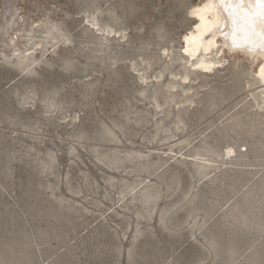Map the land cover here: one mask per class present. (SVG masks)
Listing matches in <instances>:
<instances>
[{
  "label": "rangeland",
  "instance_id": "obj_1",
  "mask_svg": "<svg viewBox=\"0 0 264 264\" xmlns=\"http://www.w3.org/2000/svg\"><path fill=\"white\" fill-rule=\"evenodd\" d=\"M187 7L0 0V264H264L263 59Z\"/></svg>",
  "mask_w": 264,
  "mask_h": 264
},
{
  "label": "clouds",
  "instance_id": "obj_2",
  "mask_svg": "<svg viewBox=\"0 0 264 264\" xmlns=\"http://www.w3.org/2000/svg\"><path fill=\"white\" fill-rule=\"evenodd\" d=\"M184 16L194 23L181 38L198 34L215 61L205 65L209 71L227 64L225 55L264 57V0H188Z\"/></svg>",
  "mask_w": 264,
  "mask_h": 264
},
{
  "label": "bare ground",
  "instance_id": "obj_3",
  "mask_svg": "<svg viewBox=\"0 0 264 264\" xmlns=\"http://www.w3.org/2000/svg\"><path fill=\"white\" fill-rule=\"evenodd\" d=\"M185 43H186L185 54L188 55L189 57L199 56V60H197V65L199 67L208 70L205 65H207L208 63H215L213 61L206 60L202 55V53L205 54V51L202 46V41L198 38V34L189 35L188 38L185 40ZM261 58L263 59V63L258 71V76L261 83H263L264 85V57ZM262 93L264 94V88Z\"/></svg>",
  "mask_w": 264,
  "mask_h": 264
}]
</instances>
